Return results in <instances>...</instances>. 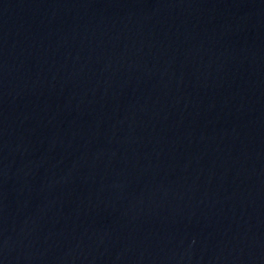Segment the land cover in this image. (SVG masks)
Wrapping results in <instances>:
<instances>
[{
    "label": "water",
    "instance_id": "1",
    "mask_svg": "<svg viewBox=\"0 0 264 264\" xmlns=\"http://www.w3.org/2000/svg\"><path fill=\"white\" fill-rule=\"evenodd\" d=\"M0 264H264V0H0Z\"/></svg>",
    "mask_w": 264,
    "mask_h": 264
}]
</instances>
